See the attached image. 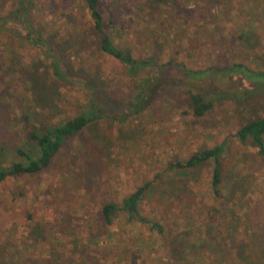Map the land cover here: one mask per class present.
Listing matches in <instances>:
<instances>
[{"label":"rangeland","instance_id":"rangeland-1","mask_svg":"<svg viewBox=\"0 0 264 264\" xmlns=\"http://www.w3.org/2000/svg\"><path fill=\"white\" fill-rule=\"evenodd\" d=\"M28 1L33 23L64 50L56 57L70 82L52 80L46 56L17 40L26 34L12 14L19 0H0V26L7 23L11 31L0 28V149L7 148L0 162L9 166L19 160L10 151L18 146L35 154L17 120L21 115L33 112L38 123L51 124L89 111L95 95L108 112L67 140L47 169L0 184V261L231 264L238 252H248L234 213L237 207L244 213L264 204V159L236 135L264 116V88L255 90L240 75L216 70L244 65L264 72V0H102L105 15L119 25L138 60L211 71L188 81L171 66L140 114L128 109L140 94V79L153 71H141L139 78L115 59L97 55L82 0ZM82 33L88 42L80 54L81 48L68 44ZM188 91L206 95L213 110L194 116ZM224 142L229 144L223 158L227 176L246 180L235 182L238 194L227 203L211 190L214 163L189 170L169 167ZM149 183L141 213L161 224L164 233L142 223L125 224V213L107 227L103 206L121 204ZM221 202L230 207L226 215L218 208ZM255 214L264 215V205Z\"/></svg>","mask_w":264,"mask_h":264},{"label":"trees","instance_id":"trees-1","mask_svg":"<svg viewBox=\"0 0 264 264\" xmlns=\"http://www.w3.org/2000/svg\"><path fill=\"white\" fill-rule=\"evenodd\" d=\"M84 7L89 14L88 25L91 28V32L95 35L93 40V46H96L97 55H106L112 59L118 61L127 70L140 78L141 71H153V74L149 77L141 78L139 82L140 94L136 98L133 108V112L140 114L148 104L152 103L153 95L157 94L159 90L157 86L161 80L168 77V71L175 70L181 71L184 77L190 80H202L206 78L210 70H190L186 69L183 64L170 62L169 64L161 65L158 61L153 59L138 60L135 57L134 49L127 43L122 37L119 25L112 19L107 18L102 9V0H82ZM158 1V0H157ZM165 1V0H159ZM15 18L18 19V26L26 34L20 35L17 38L21 45H28L30 48L37 49L40 55H45L47 58V67L50 77L55 82L62 84H69L70 74L68 69L63 66L62 61L56 57V55H65L64 50L60 49V46L50 39L47 34L40 31L33 23L32 5L28 0H19L14 12ZM6 34H10L8 31L7 23L1 25ZM6 28L7 31H6ZM88 42L87 37L82 33L73 37V40L69 42L68 48H81L79 53L83 51V46ZM92 42V41H90ZM59 46V47H58ZM219 74L227 77H235L240 75L246 85H253L255 90L264 88V72H255L244 65H233L225 70H216ZM48 76V78H49ZM188 81H186L188 83ZM254 91V90H253ZM189 106L194 114L198 118L205 117L210 111L213 110L214 103L208 99L206 95L188 91ZM97 100V96L89 98L87 108L89 111H83L75 117L60 120L54 123L42 124L38 123L34 117L33 112L21 115L17 120L19 124H23L26 138L30 143L35 146V154L33 151H28L22 146H18L10 151L18 157L19 160L12 161L11 165L4 166L0 162V184L5 180L13 176H21L28 174H38L47 169L55 159L57 153L61 150L62 146L67 140L75 137L81 133L91 122L102 118L106 115L108 110ZM99 111V113H98ZM101 111V112H100ZM125 116L127 111H122ZM127 116V115H126ZM237 140L244 145H251L257 149V156L264 159V116L250 121L247 125L243 126L236 135ZM229 144L227 142L222 143L211 149H206L201 152L195 153L188 160L170 164V170H189L200 167L206 163H214L213 178L211 183V190L214 197L227 203L233 197L236 198L238 193H235V182L245 183L243 177L229 178L225 172V166L223 158L227 155ZM7 148L1 147L0 155H6ZM151 183L138 189L135 193L127 197L121 204L108 203L105 204L101 210L102 218L107 227H111L115 224V217L121 213L127 215V225L136 223H142L148 225L150 230L157 233H164V228L157 221L145 217L141 213V206L149 190ZM230 198V199H229ZM220 203V202H219ZM222 204V205H221ZM218 206L220 212L228 213L227 208L223 206V203ZM259 205H264L262 202H257L252 208L246 209L243 213V209L237 207L235 211V220L241 223L242 229H237L239 234L243 235L245 239V246L249 247L248 252H238L237 259L232 260L231 264H264V215H256L255 211L259 209ZM263 207V206H261ZM218 210V212H219ZM226 217V216H225ZM223 216V219H225ZM227 223V220H224ZM223 222L218 221V225ZM230 224V223H229ZM217 225V224H216ZM210 225V230L215 229L218 225ZM240 228V227H239ZM214 231V230H213ZM210 232H207V234ZM248 235V239L246 238ZM242 239V240H243ZM206 245V242H203ZM257 249V250H256ZM206 256V255H205ZM227 257V256H226ZM221 258L223 256L221 255ZM229 258V257H228ZM230 262V261H229ZM226 261H216L215 264H225ZM0 264H20L19 262L10 261L8 263L3 260Z\"/></svg>","mask_w":264,"mask_h":264}]
</instances>
